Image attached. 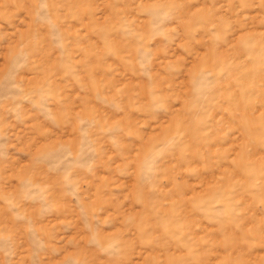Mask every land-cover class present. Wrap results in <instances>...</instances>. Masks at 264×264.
<instances>
[{
    "label": "rangeland",
    "instance_id": "374dc122",
    "mask_svg": "<svg viewBox=\"0 0 264 264\" xmlns=\"http://www.w3.org/2000/svg\"><path fill=\"white\" fill-rule=\"evenodd\" d=\"M0 264H264V0H0Z\"/></svg>",
    "mask_w": 264,
    "mask_h": 264
}]
</instances>
